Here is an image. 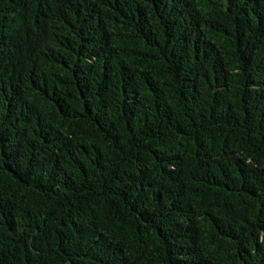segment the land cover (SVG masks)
Returning <instances> with one entry per match:
<instances>
[{"label": "trees", "instance_id": "obj_1", "mask_svg": "<svg viewBox=\"0 0 264 264\" xmlns=\"http://www.w3.org/2000/svg\"><path fill=\"white\" fill-rule=\"evenodd\" d=\"M0 264H264V0H0Z\"/></svg>", "mask_w": 264, "mask_h": 264}]
</instances>
